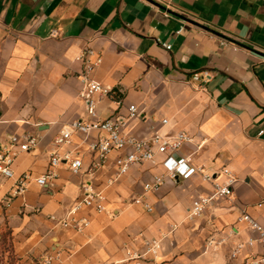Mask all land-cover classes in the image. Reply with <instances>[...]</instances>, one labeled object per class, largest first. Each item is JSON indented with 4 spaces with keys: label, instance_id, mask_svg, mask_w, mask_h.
<instances>
[{
    "label": "crops",
    "instance_id": "1",
    "mask_svg": "<svg viewBox=\"0 0 264 264\" xmlns=\"http://www.w3.org/2000/svg\"><path fill=\"white\" fill-rule=\"evenodd\" d=\"M87 48L102 57L92 76L120 100H100V116L126 117L133 104L139 114L126 117V134L186 132L192 141L178 154L220 182L223 168L232 170L231 198L190 218L193 201L214 191L199 174L145 193L144 183L164 172L162 155L117 176L116 153L90 169L98 132L54 143L64 126L89 118L77 59ZM205 72L207 81L192 79ZM13 134L39 140L15 157L14 178L0 177V222L11 230L17 264L48 256L51 264H134L127 252L153 237L163 241L153 264H251L264 242L237 218L246 211L264 223V0H0V146ZM55 150L71 151L82 168L73 173L62 161L56 178L40 185ZM23 173L31 174L26 191L7 203ZM83 182L104 193L105 209L83 208L78 216L90 223L82 232L61 228L50 215L64 217L82 199ZM137 196L153 210L135 204ZM211 236L226 241L208 249ZM248 238L253 245L232 257Z\"/></svg>",
    "mask_w": 264,
    "mask_h": 264
},
{
    "label": "built area",
    "instance_id": "2",
    "mask_svg": "<svg viewBox=\"0 0 264 264\" xmlns=\"http://www.w3.org/2000/svg\"><path fill=\"white\" fill-rule=\"evenodd\" d=\"M165 47L170 48L169 45H165ZM77 59L83 65L79 74L83 84L81 96L85 100L89 118L77 119L64 126L54 138V143L57 146L70 144L75 132L83 134L98 132L96 139L89 144L90 149L98 157L97 162H94L90 169L98 168L107 161L112 153H116L117 176L126 174L134 165L155 162L157 156L162 155L161 164L164 172L154 174L150 181L144 183L145 193L158 190L167 178L189 179L199 174L202 180L213 184L214 191L209 195H200L193 201L189 212L190 218L201 216L213 200L220 197L231 198L233 196V185L236 183L237 177L232 170L223 168L222 173L225 174L226 180L220 182L213 177V174L206 173L203 167L194 165L188 157L178 154L184 143L192 141V137L186 132L179 131L174 135H168L155 130L151 136L146 138L126 134L122 129L126 117H134L139 114L137 106L133 104L127 107L128 115L126 117L122 115L109 118L101 117L96 108L100 100L106 98L113 101L120 100L112 87L103 84L92 76V73L102 61L99 53L92 48H87L82 51ZM209 78L208 72L203 74L194 73L192 75V79L195 81L205 82ZM167 123V119L162 120V124ZM38 142V138L33 135H10L6 143L0 146V177L14 178L15 174L12 165L15 157L20 152L35 148ZM49 161L50 167L47 172L36 179L40 185H45L56 178V169L62 161L69 164V168L73 173H79L83 165L82 160L73 156L71 151L60 153L55 150L50 155ZM30 178L31 174L29 173H23L18 176L12 191L5 196L4 200L8 203L13 197L23 195ZM82 189V199L72 204L64 217L58 219L56 216L50 215V219L56 220L61 228H70L77 232H82L90 223L87 217L78 216L83 208H93L98 212L104 211L106 199L104 193L94 189L88 182L82 183ZM134 203L143 205L148 211L153 210L152 205L144 196H137L134 199ZM258 205H264V198ZM237 223L244 224L247 228L257 232V240L264 242V223L259 222L246 211L241 212L237 218ZM230 232L233 233L234 230L232 229ZM225 241L226 237L216 238L211 236L206 241V248L217 250ZM254 241L255 239L248 238L245 243L238 244L232 252V257H236L245 244L252 246ZM162 247V238H146L144 239V248L142 250H130L127 252L128 259L132 260L134 264H153ZM52 259V256H48L43 262L44 264H51ZM251 264H264V255L251 257Z\"/></svg>",
    "mask_w": 264,
    "mask_h": 264
},
{
    "label": "rangeland",
    "instance_id": "3",
    "mask_svg": "<svg viewBox=\"0 0 264 264\" xmlns=\"http://www.w3.org/2000/svg\"><path fill=\"white\" fill-rule=\"evenodd\" d=\"M0 264H17L11 230L2 222H0Z\"/></svg>",
    "mask_w": 264,
    "mask_h": 264
}]
</instances>
